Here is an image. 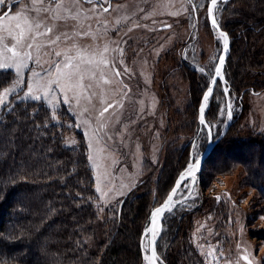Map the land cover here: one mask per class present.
Wrapping results in <instances>:
<instances>
[{
  "label": "rangeland",
  "instance_id": "1",
  "mask_svg": "<svg viewBox=\"0 0 264 264\" xmlns=\"http://www.w3.org/2000/svg\"><path fill=\"white\" fill-rule=\"evenodd\" d=\"M209 1L5 0L7 9L0 5V62L12 56L6 46L32 57L22 69L18 85L14 69H0L11 74L10 83L0 90V115L19 102L45 105L55 122L65 125L67 148L83 145L93 177L97 216L95 229L84 236L85 245L101 257L107 251L120 204L127 199L125 219H131L130 211L141 202L146 201L147 212L162 204L176 177L207 145L206 130L198 124V98L201 87L204 91L202 80L210 83L224 47L223 37L208 21ZM219 3L215 14L224 29L238 17L239 10ZM11 5L8 16L2 17ZM12 15H19L23 36L15 27L18 21L10 19ZM65 54L73 64L65 70L75 72L78 65L73 79L82 85L66 93L68 102L58 91L52 103L42 92L33 93L40 100L26 95L36 79L33 73L43 77L51 72L54 78L58 63L64 69ZM101 56L106 63L97 66ZM91 60L95 62L89 63ZM257 71L250 73L256 76ZM5 88L15 91L5 96ZM224 89L228 90L217 85L212 100L215 138L229 120ZM230 102L234 113L230 138L263 137L264 90L245 94L240 105ZM109 104L113 107L101 117ZM253 149H246L245 159ZM220 151L211 155L195 180L180 189L165 214L163 239L157 243L160 264H166V257L179 244L170 239L172 231L180 237L185 233L177 231L175 222L186 212H190L186 225L200 263L247 264L242 259L247 255L252 264H264V185L250 183L245 167L235 162L220 172ZM121 237L122 233L118 240ZM143 249L142 259L149 264L145 259L148 238Z\"/></svg>",
  "mask_w": 264,
  "mask_h": 264
},
{
  "label": "trees",
  "instance_id": "2",
  "mask_svg": "<svg viewBox=\"0 0 264 264\" xmlns=\"http://www.w3.org/2000/svg\"><path fill=\"white\" fill-rule=\"evenodd\" d=\"M219 4L223 8L232 6L239 10L238 17L224 28L231 38V52L225 65L224 82L219 84L225 85L230 99L240 105L245 94L264 90V0H228ZM185 69L198 75L189 68ZM256 69L259 75L254 76L250 72ZM10 80L9 72H0V90ZM203 80L204 91L201 87L198 106L210 84ZM251 82L250 86H245ZM224 97L227 102L225 89ZM212 100L213 97L206 110L210 125ZM233 126L234 122L211 153L221 150L218 169L224 172L231 167L230 163L235 162L245 167L250 183L264 185V177L260 178L262 173L264 175V136L239 141L230 138ZM64 127L55 122L45 105L34 102L15 103L0 115V262L145 264L142 237L148 229L152 212H147L146 201L130 211L129 220L124 218L127 199L120 204L104 256L85 245L84 236L93 232L97 221L93 177L83 145L77 149H69L65 145ZM254 147L245 159L246 149ZM187 215L190 212L175 222L179 225L177 231L182 229L185 233L180 237L172 231L171 241L174 245L179 244L173 247L172 256L166 257V264L204 263H200V256L192 245L186 225ZM160 238L161 241L162 234Z\"/></svg>",
  "mask_w": 264,
  "mask_h": 264
},
{
  "label": "snow or ice",
  "instance_id": "3",
  "mask_svg": "<svg viewBox=\"0 0 264 264\" xmlns=\"http://www.w3.org/2000/svg\"><path fill=\"white\" fill-rule=\"evenodd\" d=\"M218 3V0H210V5L213 9L216 8ZM0 5H4L5 9H7V4L5 3V0H0ZM104 11H108L107 8L104 9ZM4 17L8 16L7 11H5L3 13ZM11 20L13 21H18L17 24L15 25L16 28L21 29V36H23V29L21 26V23H19L20 17L19 15H12L10 17ZM212 23L215 24V18L212 19ZM24 24L27 25L28 30L31 31V24L28 22V20L25 18L24 19ZM36 27L39 28L40 25L37 23ZM9 35H11L12 29L9 28ZM47 31H51V29H48ZM221 36L224 39V48L227 49L228 47V37L226 33L221 32ZM0 39H2V37H0ZM57 39H59V37H57ZM29 47H31V45H29ZM39 47V46H37ZM6 50L8 52H10L12 54L10 59H5L3 62H0V69H14L15 70V75L17 77L16 80V84L18 85L20 83V74L22 69L26 68L27 65V61L30 60L31 54L30 53H23L21 54L20 52L16 51L15 48H8L6 46ZM104 51H107V47H105ZM79 54V53H78ZM61 53L60 52H56V56H60ZM72 58L69 57L67 54H65L64 56V69H62L60 67V64L58 63L55 66V72L57 73V75L54 78L52 77V73L48 72L45 74V76H41L39 73H33V76L36 77V79L34 80V82L29 85L28 87V92L26 93V95H31L33 99L35 100H40L41 96L40 95H34L33 93L35 92H42L43 97L48 100L49 103H52L53 100L56 99V92H60L64 94V102L67 103L68 102V97L66 95V93L68 91H71L75 88H79L82 87L81 83L79 82V80L74 81V76L79 72V66H76V70L75 72L73 71H66L65 69H71L73 68V64L71 63ZM94 60L89 61V63H94ZM223 58H220L219 60V64L222 66L223 65ZM101 63H106V61L103 59V56H101V59L99 62H97V66H99V64ZM201 72H204V68L199 69ZM211 71V70H210ZM117 75H119V72L116 73ZM214 74L215 76H220L221 75V70L220 67H216L214 69ZM48 77V78H46ZM82 76L80 77V79L82 80ZM107 82V81H105ZM211 83L215 84L216 81L213 79L211 81ZM55 86V87H53ZM15 88H5L4 90V95H8L9 92H14ZM51 94V96H50ZM212 94V89L209 88L208 89V93L207 95H205L203 97V103L204 105H207L208 103V98L209 96ZM113 107V105L109 104L108 107H105L103 109V111L100 112V116L103 117L104 113L108 111V108ZM201 113H203V108H201ZM228 116L229 118L231 117V112H228ZM201 123L203 124V118H201ZM211 133V129H209V134ZM199 167L198 164H190L187 170L186 175L187 176H191L193 180H195V172L196 169ZM175 191H173V193L171 195H169V197L167 198V202L164 203L161 207L156 208L155 211L152 213L151 216V227H149L146 232L145 235H147L148 233L151 234V238H152V242L154 243L155 240V235L157 232V226H156V221L158 219V217L165 211L170 209V206L173 203L172 197L175 195ZM219 199V198H217ZM209 255H211V253H209ZM145 259H147L149 261V264H155V261L158 259L156 256V251L153 248L152 252H151V256H145ZM242 259H244L245 261H247V264H252V261L249 259V257L247 255L243 256ZM0 264H8V261H4V262H0Z\"/></svg>",
  "mask_w": 264,
  "mask_h": 264
},
{
  "label": "water",
  "instance_id": "4",
  "mask_svg": "<svg viewBox=\"0 0 264 264\" xmlns=\"http://www.w3.org/2000/svg\"><path fill=\"white\" fill-rule=\"evenodd\" d=\"M220 1H225V0H218V3ZM217 3V4H218ZM12 10V5L9 7L7 13H9L10 11ZM3 17V15H2ZM215 18V21L216 23L213 24L212 23V19ZM208 21H209V24L211 26V28L215 29L217 33L221 34V32L223 33H226L227 34V37H228V47L227 49H225L223 47V50H222V54L220 55L219 57V60L220 58H223V65L221 66L219 64V60H218V63H217V66L216 67H220V70H221V75L220 76H215V74L213 75L212 77V80L214 79L216 81L215 84L211 83L209 84V87L207 88V90L205 91L203 97L205 95H207L208 93V89L211 88L212 89V94L209 96L208 98V103L207 105H204L203 103V97H202V100H201V103H200V106H199V123H200V126L201 128H204L206 130V133H207V145L203 151V153L199 156V158L192 164H198L199 167L196 169V172H195V177L199 174H201L202 170H203V167H204V164H205V161L208 159V157L211 155V153L213 152L214 148L217 146V144L225 137V135L227 134L228 130L230 129L232 123H233V117H234V113L231 109V102H230V97H229V92L228 90H225V94H226V100H227V107L229 109V112H231V117L229 118L228 120V123L225 127V129L222 131L221 135L218 137V138H215L214 136V131H213V128L212 126L208 123L207 119H206V110L208 109L209 107V102L211 100V98L213 97L214 95V92H215V89L217 87V85L219 84V82H224V70H225V65L227 63V60L229 58V55H230V52H231V38L229 36V33L223 29L219 22L217 21V18H216V14H215V9H213L210 5V1H209V4H208ZM211 80V81H212ZM201 108H203V113H201ZM201 118H203V121L204 123L202 124L201 123ZM209 129H211V133L209 134ZM187 170H188V167L186 168V170H184L180 175L179 177L177 178L173 188L171 189V191L169 192L167 198L169 197V195H171L173 193V191H175V195L172 197V200L174 202L175 200V197L177 196V194L179 193L180 189L187 183L189 182L190 180H192V177L191 176H187L186 173H187ZM167 198L164 200V202L162 204H160L159 206L155 207L152 209V212H151V216H152V213L155 211L156 208H159L161 207L164 203L167 202ZM173 204V203H172ZM172 206V205H171ZM170 206V208H171ZM169 210V209H168ZM168 210H165L157 219L156 221V226H157V232H156V235H155V240H154V243L152 242V238H151V234L148 233L147 235H145V232L143 233V237H142V248H144V240L146 238H148V253H149V257L151 256V252H152V249L154 248L155 251H156V256L158 258V249H157V243L159 242V239L161 237V234H162V224H163V219L165 217V214L167 213ZM151 216H150V223H149V227H151V224H152V221H151ZM155 264H160V261H159V258L155 261Z\"/></svg>",
  "mask_w": 264,
  "mask_h": 264
},
{
  "label": "bare ground",
  "instance_id": "5",
  "mask_svg": "<svg viewBox=\"0 0 264 264\" xmlns=\"http://www.w3.org/2000/svg\"><path fill=\"white\" fill-rule=\"evenodd\" d=\"M147 256H149V253H148V255Z\"/></svg>",
  "mask_w": 264,
  "mask_h": 264
}]
</instances>
